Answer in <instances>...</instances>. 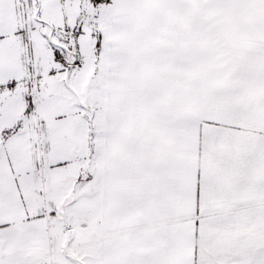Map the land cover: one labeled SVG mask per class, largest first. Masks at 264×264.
<instances>
[{
  "label": "snow or ice",
  "instance_id": "obj_1",
  "mask_svg": "<svg viewBox=\"0 0 264 264\" xmlns=\"http://www.w3.org/2000/svg\"><path fill=\"white\" fill-rule=\"evenodd\" d=\"M0 264H264V0H0Z\"/></svg>",
  "mask_w": 264,
  "mask_h": 264
}]
</instances>
